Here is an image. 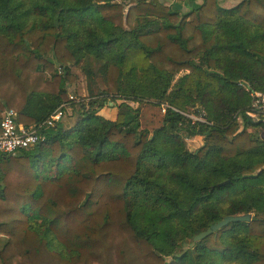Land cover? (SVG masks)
<instances>
[{"label": "trees", "instance_id": "1", "mask_svg": "<svg viewBox=\"0 0 264 264\" xmlns=\"http://www.w3.org/2000/svg\"><path fill=\"white\" fill-rule=\"evenodd\" d=\"M134 1L0 0V122L73 103L77 66L89 97L45 143L0 153V264H264V115L244 87L264 93V0ZM144 101L207 122L168 107L150 130Z\"/></svg>", "mask_w": 264, "mask_h": 264}, {"label": "built area", "instance_id": "2", "mask_svg": "<svg viewBox=\"0 0 264 264\" xmlns=\"http://www.w3.org/2000/svg\"><path fill=\"white\" fill-rule=\"evenodd\" d=\"M61 72V71H60ZM250 93L252 98V112L251 115H264V93L259 91H251L249 87L244 86ZM74 95H70V100H75ZM68 103L62 104L46 121L38 125L28 128L18 123V113L13 108H8L2 115L0 122V153L15 154L17 151L27 149L36 144L45 143L47 135L45 129L55 126L58 122L64 120L65 109ZM163 111L166 113L168 107L173 110L188 116L194 121L207 122L204 113L194 114L181 111L176 107L166 103L161 104Z\"/></svg>", "mask_w": 264, "mask_h": 264}, {"label": "rangeland", "instance_id": "3", "mask_svg": "<svg viewBox=\"0 0 264 264\" xmlns=\"http://www.w3.org/2000/svg\"><path fill=\"white\" fill-rule=\"evenodd\" d=\"M61 70V69H60ZM73 73L76 76L75 81L72 82L71 85L68 87L69 97L70 95H74L76 97L75 100H72V102H68V106L65 109V116L64 119L66 121H70L73 123L76 120L77 114L76 111V105L82 103H88L89 97L87 96V80L84 71L81 67L77 66L74 67ZM61 72H63L61 70ZM135 107H139V113H140V119L141 123L144 127L149 128L150 130H153L155 128L160 127L163 124V120L165 117V112L163 111L161 105H156L152 102H140V103H134ZM107 105L106 107H108ZM112 107H117L116 105ZM190 113L194 114L196 116V112H194L193 109H190ZM186 143L190 150L195 151L198 148L201 147L203 144V138L201 136H197L194 138H188L186 140Z\"/></svg>", "mask_w": 264, "mask_h": 264}, {"label": "crops", "instance_id": "4", "mask_svg": "<svg viewBox=\"0 0 264 264\" xmlns=\"http://www.w3.org/2000/svg\"><path fill=\"white\" fill-rule=\"evenodd\" d=\"M161 3L170 6L173 8L174 11H179L182 14L188 13L189 11L196 9L203 0H159ZM239 0H219L222 6L226 8L233 7ZM130 5L135 4L134 0H128ZM99 115L109 118V119H116L118 114L117 107H105L98 112ZM70 121L67 122L69 124Z\"/></svg>", "mask_w": 264, "mask_h": 264}, {"label": "water", "instance_id": "5", "mask_svg": "<svg viewBox=\"0 0 264 264\" xmlns=\"http://www.w3.org/2000/svg\"><path fill=\"white\" fill-rule=\"evenodd\" d=\"M250 219H251L250 214L243 216H236V215L225 216L220 222L213 224L209 229H207L204 232H201L194 239L195 240L203 239L207 235L211 234L213 231H217L232 222L249 221Z\"/></svg>", "mask_w": 264, "mask_h": 264}]
</instances>
